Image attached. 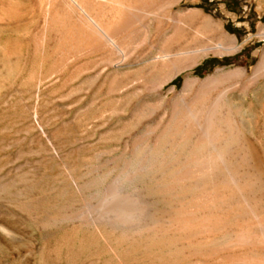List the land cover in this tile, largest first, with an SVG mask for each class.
I'll use <instances>...</instances> for the list:
<instances>
[{
    "label": "bare ground",
    "instance_id": "1",
    "mask_svg": "<svg viewBox=\"0 0 264 264\" xmlns=\"http://www.w3.org/2000/svg\"><path fill=\"white\" fill-rule=\"evenodd\" d=\"M183 1L0 0V14L33 23L40 13L33 40L44 45L50 35L55 74L111 70L102 83L110 98L104 113L136 101L133 120L142 131L119 160H109L97 181L96 214L86 219L157 228L200 247L209 264H264V198L255 192L252 150L229 97L245 70L206 78L195 71L210 55H234L241 45L202 9H176ZM263 74L264 52L243 88Z\"/></svg>",
    "mask_w": 264,
    "mask_h": 264
},
{
    "label": "rangeland",
    "instance_id": "2",
    "mask_svg": "<svg viewBox=\"0 0 264 264\" xmlns=\"http://www.w3.org/2000/svg\"><path fill=\"white\" fill-rule=\"evenodd\" d=\"M178 8L202 9L241 45L234 55H210L195 71L206 78L218 69L245 70L229 97L240 111L255 192L263 199L264 74L246 88L243 83L263 56L264 37L257 33L264 0H184ZM41 25L40 13L33 23L0 14V264H209L200 247L157 228L85 218L96 214L103 189L97 181L109 160H119L142 127L133 120L135 100L104 113L110 98L102 83L111 70L99 77L54 73L50 35L44 45L33 40Z\"/></svg>",
    "mask_w": 264,
    "mask_h": 264
}]
</instances>
